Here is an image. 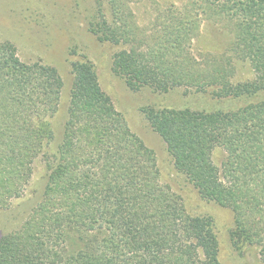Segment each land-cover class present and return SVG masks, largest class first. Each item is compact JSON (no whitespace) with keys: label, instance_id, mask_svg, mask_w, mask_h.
Returning a JSON list of instances; mask_svg holds the SVG:
<instances>
[{"label":"trees","instance_id":"trees-1","mask_svg":"<svg viewBox=\"0 0 264 264\" xmlns=\"http://www.w3.org/2000/svg\"><path fill=\"white\" fill-rule=\"evenodd\" d=\"M246 1L241 46L258 78L230 84L221 71H205L201 91L212 108H141L176 172L201 199L232 212L237 249L245 232L264 234V0ZM89 31L100 43L120 44L99 13ZM165 61L153 50L147 56L119 50L111 71L132 92L167 93L177 80H194ZM70 66L66 120L51 151L60 77L51 66L22 63L11 43H0V210L23 196L35 162L46 163L36 206L18 230L0 238V264H220L213 219L187 216L160 186L150 150L102 91L94 64L84 58ZM215 147L226 152V182L211 159ZM250 242L264 262V238Z\"/></svg>","mask_w":264,"mask_h":264},{"label":"rangeland","instance_id":"rangeland-1","mask_svg":"<svg viewBox=\"0 0 264 264\" xmlns=\"http://www.w3.org/2000/svg\"><path fill=\"white\" fill-rule=\"evenodd\" d=\"M246 4V0H0V43H11L22 63L51 66L60 77L58 110L50 120L55 134L50 150L59 143L66 120L73 81L70 64L86 58L94 64L102 91L123 117L130 133L150 150L160 186L175 196L187 216L213 219L220 264H264L259 246L250 242L264 238V234L248 238L249 233L245 232L246 241L238 249L233 245L232 212L201 199L176 172L164 141L152 130L141 108H212L213 100L201 91L206 89L202 85L205 71H221L228 75L230 84L255 81L258 73L253 59L241 46L248 26L243 13ZM93 13H99L121 37L119 45L100 43L91 34L89 21ZM71 48L76 49L75 55L70 56ZM131 48L146 56L153 50L157 61L165 59L169 69L184 72L194 80H177V85L167 93L128 90L111 71V57L119 50ZM225 156L221 147H215L211 154L223 177ZM45 164L42 158L35 162L23 196L0 210V238L18 230L36 206L45 185Z\"/></svg>","mask_w":264,"mask_h":264}]
</instances>
